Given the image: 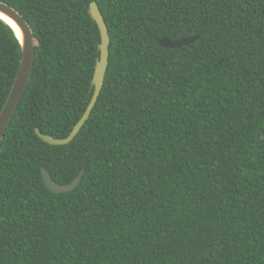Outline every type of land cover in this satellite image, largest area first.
I'll return each instance as SVG.
<instances>
[{"label":"trees","instance_id":"trees-1","mask_svg":"<svg viewBox=\"0 0 264 264\" xmlns=\"http://www.w3.org/2000/svg\"><path fill=\"white\" fill-rule=\"evenodd\" d=\"M35 38L0 144V264H264V0H1ZM110 37L104 83L84 112ZM197 36L179 47L159 39ZM20 43L0 19V110ZM52 179L79 184L55 193Z\"/></svg>","mask_w":264,"mask_h":264},{"label":"water","instance_id":"water-1","mask_svg":"<svg viewBox=\"0 0 264 264\" xmlns=\"http://www.w3.org/2000/svg\"><path fill=\"white\" fill-rule=\"evenodd\" d=\"M0 12L11 19L20 29L22 37L20 38L14 26L4 17L0 16L4 22L9 24L16 37L20 43V59L18 64V69L11 86V89L7 95V98L0 110V144L3 140L5 131L9 125V122L20 103L26 88L29 84L33 65H34V55H35V38L31 29V26L26 21V19L12 6L0 0ZM88 12L91 18L95 21L100 34V42L98 44L99 55L96 59L94 73L91 82V97L90 100L82 113L79 120L73 126L69 134L62 138H57L48 134L40 132L38 128H35L36 134L44 141L52 145H64L69 143L80 131L82 126L90 117L93 107L98 99L101 92L104 78L108 66L109 57V44L110 37L107 30V25L101 14V11L96 3V1H91L88 6ZM197 36L184 37L178 40H171L170 38L164 36L159 39V44L162 47H179L182 45H188L197 40ZM41 176L45 186L52 192L62 193L72 191L80 182L84 170H81L78 175L67 184H61L54 181L51 175L48 173L44 166L40 168Z\"/></svg>","mask_w":264,"mask_h":264},{"label":"bare ground","instance_id":"bare-ground-1","mask_svg":"<svg viewBox=\"0 0 264 264\" xmlns=\"http://www.w3.org/2000/svg\"><path fill=\"white\" fill-rule=\"evenodd\" d=\"M0 16H2L5 19H7L14 26L17 35L21 38L22 37V34H21V31H20L19 27L11 19H9L7 16H5L4 14H2L1 12H0Z\"/></svg>","mask_w":264,"mask_h":264}]
</instances>
